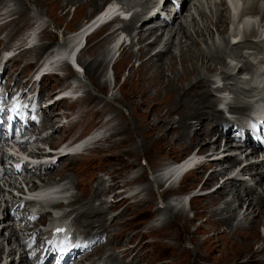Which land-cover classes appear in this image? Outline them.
Instances as JSON below:
<instances>
[{
	"label": "rangeland",
	"instance_id": "rangeland-1",
	"mask_svg": "<svg viewBox=\"0 0 264 264\" xmlns=\"http://www.w3.org/2000/svg\"><path fill=\"white\" fill-rule=\"evenodd\" d=\"M103 1L0 0L2 9H5V16L1 20L3 25L0 26V52L5 48L13 49L15 57L12 60V74L18 73L19 69L23 68L20 74L23 73V76L27 77L31 67H36L41 60L42 52L48 43L51 41L54 45L59 44L66 34L75 31L88 20ZM121 2L124 7L133 8V12L139 9V6L134 8L136 0H121ZM258 6H264V2H260ZM224 8L223 0H194L188 4L182 16L171 26L172 29L178 24L185 27V33L173 37L174 47L170 48L172 54L152 57L144 69L137 68L139 59H143L145 54L141 55L138 52V56L136 46H127V53H120L117 60L113 61L114 53H103L112 37L104 34V28L95 31L91 34V39L88 38L86 41L85 49L76 56L78 85L74 91L69 90L70 95L74 94L76 97V101L65 99L54 106L53 113L57 123L52 130L55 132L49 141L45 139L37 142L41 148H45L46 142L49 145L50 143L58 145L61 141L71 142L87 131L103 126L106 121L111 124L113 135L107 141H100L80 156L63 159L46 173L45 180L54 178L55 181V178L64 177L71 187L81 180L79 189L82 191L81 188H86L88 197L86 199L78 197L80 201L75 203L72 209L80 212L88 206L91 209L96 208V211L102 213L104 225L115 217L113 225L107 228V233L112 236L109 240L113 250L118 254L125 249L131 251L132 264H263L264 262L260 260L264 258V238L259 232V225L253 228L251 236L254 237L249 241L252 231L250 228L254 226L253 224L244 225L243 229H240L245 234L241 237L239 234L230 233L228 226H223L219 222L216 225L203 221L204 215L208 212L222 208L221 203L212 207L215 201L209 203L207 199H196L189 210L185 209V213L181 215L174 214L175 218L172 220L169 218L171 222L164 224V227L161 226L160 221L155 223L147 221L154 218L157 212H163L164 207L170 208L165 202V194H167L165 185L162 182L157 185L160 180H152L150 174L194 149L195 141L198 143L203 140L201 138L203 133L199 131L195 133L193 140H189V134L194 133V128L195 130L198 128L194 115L198 114L197 116L200 117L206 111L204 116L207 117L209 114V117L201 130L213 126L217 129L216 124L212 126L209 122L214 112V102L206 99L207 106L202 107L200 104L196 107L198 101L191 102L190 95L206 91L212 98L209 92L211 83L207 84L204 79H212L214 76L224 78V74H229L227 62L231 60L226 61L225 58L230 56L223 50L227 36L234 31L230 28L237 27L232 24L227 26L226 22L227 32L219 35L213 23L219 13L227 17ZM253 18L248 19L252 26L247 33H251L250 30L254 31L251 28L260 16L256 15V18ZM33 25H36L37 30L40 31L39 45L16 54L18 50L15 48L22 47L20 35ZM121 25L125 30L131 28V23ZM262 26L264 30V22ZM168 28L165 29L163 38ZM124 34L128 35L127 32ZM132 40L134 42L135 39L131 38ZM124 41L126 44L128 39ZM169 42L170 39L165 44L168 46ZM95 44L97 45L92 48ZM162 45L164 42L156 50H160ZM149 48L148 46V50L152 49ZM233 53L232 48L231 57ZM147 58L146 55V60ZM212 69L213 71H210ZM55 71L57 76H47L42 80L41 86L47 94H51L53 90L59 92L67 90V86L71 84L67 78L75 76L74 71L64 64ZM191 85L196 87L191 89ZM176 95L184 110L173 109L172 103L177 101ZM187 108L193 111L188 109L186 112ZM176 110L181 111L176 112ZM185 121L190 126L194 125L193 129L189 126L186 138H184L186 126H182L183 122V125H186ZM173 123L176 126H173ZM33 145H31L32 150L36 151L37 145ZM203 179L204 176L198 172L189 174L176 188L182 191L195 187ZM120 185L124 187V194L128 198L130 193H138L136 204L130 201L115 204L116 196L113 198L110 196L119 191ZM236 186L239 189L243 183ZM253 188L255 189L253 192L260 194L261 189H264V180ZM226 199L231 200L229 194ZM245 205H240L236 220L231 219L228 222V224L233 223L231 229L235 222L247 219L245 216L247 213L243 214ZM231 207L236 208V205L232 204ZM263 207H259V210L261 211ZM171 210L176 211L172 207ZM226 216L227 214L224 218L228 219ZM215 219L217 218L213 220L216 221ZM259 219L260 217L257 220ZM73 228L80 231L76 223L73 224ZM258 248H263L262 254L257 257V261H250L252 252ZM101 252L103 251L99 250L97 255ZM259 252H256V255ZM232 259L234 260L231 262Z\"/></svg>",
	"mask_w": 264,
	"mask_h": 264
},
{
	"label": "bare ground",
	"instance_id": "bare-ground-1",
	"mask_svg": "<svg viewBox=\"0 0 264 264\" xmlns=\"http://www.w3.org/2000/svg\"><path fill=\"white\" fill-rule=\"evenodd\" d=\"M92 1H94V0H92ZM260 2H264V0H245L244 3H243V12L244 11H245V13L248 12L249 15L247 14V16H250V15H253V14L258 15V16H260L259 22H264V6H258V4ZM231 8L234 10L235 13H237L238 12V8H239V5L238 4H235V5L233 4V5H231ZM222 11H224V10H222ZM175 16L176 15H174V17ZM101 17L102 16H100L99 18H97L93 23H91L90 26H88V27H86L84 29H81L87 23V22H85V24L79 26L77 28V30L74 31V33L72 34L71 37H68V38L65 39V41L60 42L61 43L60 44L61 47H58L57 52L55 53L54 57L52 59H50L49 61H47L45 65L50 66L52 63H54L55 60L61 61L63 59H68L71 56L70 53H71L73 47L75 46L77 40L79 39V37H82L83 34L87 31V29H89L93 24H95L96 22H98ZM173 19H172V23H173ZM248 19H254V18L253 17H244V21H250ZM190 21H192V19ZM226 22H227V17H225L224 15H222L221 13H219L218 14V17L213 22L214 25H215V28H216V30H215L216 33H218L219 35H224L227 32V28L225 26ZM163 28H166V26H164ZM231 28H233V27H231ZM128 29L129 28H127V30ZM163 30L164 29H162L161 31H163ZM155 31L156 30L154 28H149L148 30H143V26H139L136 29V33L134 35V36H136V38H134L135 41L130 45V47L131 46H136V48H137L136 52L137 53L140 52L141 55L142 54H145L143 59L141 58L138 61V58H137V61H138L137 68L143 67V69H144L146 67V64L148 63V61L152 57L153 58H155V57H161L163 55H168L169 53H171L170 48L172 49L174 47V45L172 43L173 37L176 36V35H178V34L181 35L182 32L185 33V27L183 25H181V24H178L174 30L171 27V29L169 30V33L167 34V37L165 39L164 45H162V47H161V48L166 47V49H163V52H158V53L156 52L155 49L159 45H161V41H159V40H161L160 39L161 34L157 35L151 42H149V43L146 42L154 34ZM250 31H251V33H245L244 36L242 37L243 42H244V45L241 46V44H240L239 46L243 47V49L241 47H239V46H236L237 47L236 49L233 48L234 49L233 56H235L236 58H243L244 56H246L247 54L250 53L251 49L256 50L257 44H255V43L254 44H250V45L245 44L246 37H254L253 34L256 32V31H253V30H250ZM247 34H249V35H247ZM90 37H91V35H90ZM90 37H89V40L91 39ZM169 39H170V42H169V44L167 46V44H165V43H167L169 41ZM97 44H95L94 46H92V48L95 47ZM148 46H150V48L152 47V49L151 50H148ZM227 46H228V44H226V46L224 47V50H223L224 53H226L225 50L227 49ZM142 48H143V50H141ZM231 50L232 49H230V51ZM118 51H120L119 53H127L128 48L126 46H124V47L123 46H120L119 49H118ZM159 51H161V50H159ZM105 52L108 54L109 50L107 51L105 49V51L103 53H105ZM146 55L148 56L147 60H146ZM138 56H139V53H138ZM196 56H197V54H196ZM163 57H165V56H163ZM192 58H194L193 55H192ZM145 60H146V62H145ZM190 60H192V59H190ZM218 60H220V59H218ZM85 67L87 69L88 64L85 65ZM241 69H242V67L240 66L236 73H238ZM91 70H92V68H91ZM210 71H213V69L210 70ZM91 73H92V71H91ZM93 76H95V74H93ZM227 77H229V74H224V78L223 79H225ZM204 81L207 84L213 83L211 81V79H204ZM71 86L75 89V87L77 85H76L75 82H72L71 83ZM195 87H196V85H194L193 87L191 85V89L192 88H195ZM63 89H65V88H63ZM183 90H180V91H183ZM187 95H188V93H187ZM176 97H177V95H176ZM190 97H191V102H192V100L198 101V102H196L197 103L196 104V107H197V105H200V104H202V107H203V105H204V107L207 106L208 104L205 101L206 99L207 100L208 99L209 100L211 99V101L214 102V106H215V99L213 97H212L213 99L211 97H209L206 91H203L202 93L195 92L194 94L190 95ZM180 103L181 102H180L179 98L177 97V101L175 103H172L173 109H181L182 108V105ZM194 104H195V102H194ZM236 104H238V103L235 101L230 106L229 109H230L231 112H236L238 110ZM173 109H172V111H173ZM188 109L189 108H187V110H185V111L188 112ZM195 109L196 108H194V110ZM180 111H177L176 110V112H180ZM190 111H193V110H190ZM190 111H189V113H190ZM186 112H184V113H186ZM204 112L206 113V111H204ZM204 114L203 115L199 114V115H201L200 117L197 116L198 114L194 115V118L197 119L196 120V124H197V127L198 128L196 130L194 128V133H190L189 134L190 135L189 140L191 141V140H193V138H195V133L197 131H199L200 133H203L201 135V138L203 140H200V142H198V143H196V141H195L194 144H193V146H198L199 147L198 150H199V153H201V154L202 153L204 154V153H209V152H212V151H216L217 148H218L216 146L217 142L221 139V136L223 137L225 134H227L229 132V127H230V123L224 122L221 114L214 109V112H212V115L210 116L211 117L210 120H213V121H216L217 123H222L223 124V129L221 130V133L220 134L219 133H216L217 131L215 129V126H213V125H212L213 127L208 128L207 130L202 131L203 129L201 130V127H203V124H206L207 119H208L207 117H209V114L207 115V117L204 116ZM185 116H186V114H185ZM217 116H218V118H216ZM181 117H183V116H181ZM183 123H182V126H184V127L186 126V135H185V133H182V135H185L184 138H186L187 137V133L189 131V126L190 125L187 123V121H185L186 125H183ZM174 124L175 123H173V126H176ZM177 125L179 126V124H177ZM212 132H214V136H216V137H215L214 140L211 141L210 140V137H211L210 133H212ZM235 133H237V130H235ZM211 143L213 144V146H208ZM189 145H191V143H189ZM227 145H229V142H226L225 141L224 146H227ZM226 162L228 164L232 165L234 163V160H232V159H226ZM190 164H191V162L189 160H187V161H184L182 163L180 162L176 166H173V167H171V165H169V166L166 165V166H164L160 170L159 176H162L163 178H166V177H168V176H170L172 174H175V175L181 174V173H183L186 170V168ZM204 165L205 166L207 165V167H209V164H204ZM259 167H260V169H264V161H262V162H260V163H258L256 165L248 166V167L245 168V170L247 172H249V173H251V172L254 171V175L252 174V178L250 180L251 184H253L254 186L260 185V183H262V181L264 180V173L261 172V170L259 169ZM258 169H259V171H258ZM46 170H49V169H46ZM46 170H44V171H46ZM186 177H187V174H185L183 176V179L186 178ZM183 179L181 181H183ZM241 183L242 182H226V183H223V184H221L219 186L218 191L215 194H213L212 196H210V195H204L201 198L191 199L190 202H189V207L191 206V204H193L192 203L193 201H197L196 199H207V200H209V203H211L212 201H215V204L214 205H211L212 207H216L218 204L221 203V205H223V207L222 208H219L217 210H213L210 213L208 212L206 215H204V219L202 217L203 221L204 222H208V223H213V224H216V225H218V222H219L223 226H228V229L230 230V233L232 232L233 235L239 234V235H241V237L245 236V234L240 229H243L244 225H248L249 226L250 224H253L254 226L250 228V230H252V231L250 232V237L251 238L249 240V241H252L253 240V237H254V236H251L253 234V230H254L253 228L256 225H259L260 226L261 224H264V217H262V216H264V215H262V214H264V207L261 209V211L259 210V207L264 206V195H263L264 194V189H261V193L260 194H257L255 192H253V189H251L249 186H244L243 185L242 187H240L239 189H237V186L236 185L241 184ZM156 184L157 185L158 184H161V181H160V183L157 182ZM228 194L230 195V199L231 200H228L227 201L226 197H227ZM136 197L132 198L133 203H135V204L138 202L136 200ZM224 198H225V200H224ZM147 203H149V202H147ZM232 204H235L236 205V208H232L231 207ZM241 204L242 205L246 204L245 205V208L243 210V214L244 213H247V215H245L247 217V219H245V220H239L238 222H235V224L233 225L234 226L233 229H231L232 228L231 225L233 223L232 224H228V222L231 219L232 220H234V219L236 220L237 210L239 209V207H240ZM202 208L204 209V212H206L205 208L204 207H202ZM245 210H246V212H245ZM183 213H185V210L172 211L171 210V207L170 208L169 207H164L163 208V212H161V213L157 212L156 214H160L163 217L160 220V223H161V226L164 227V224L167 225L169 222H171L172 218L173 219L175 218V215L174 214L181 215ZM226 214L228 216V219H225L224 218V216ZM199 216H201V213H199ZM227 216H226V218H227ZM93 217H96V218H99L100 219L101 218V213L98 212V211H91L90 213H82V214H80L78 216V219H80V220L83 221L82 223H80V226L83 227V232H85L87 230V227L90 226L91 219ZM259 217H260V219L257 220ZM169 218H171V220ZM214 218H217V219H215L217 222L213 220ZM242 218L243 217H241V219ZM7 219H9V216L5 213V215L3 216V218L1 219V222H0V236L2 235V233H4L2 240H3V242H5L4 236H7L6 237V243L7 242L9 243L10 240H11V238L14 237V231L10 228L11 227L10 224L3 223V220H7ZM197 219H198V215H197ZM155 222H159V220L156 219L153 223H155ZM113 223H114V219L110 220L108 222V224H107V227L111 226ZM23 227H24V225H23ZM105 227L106 226L103 223L101 225L95 226L94 227L93 234H95V236H96V234H102ZM222 233L224 234V232H222ZM86 235L89 236L88 234H86ZM217 235H215V236H217ZM0 238H2V237H0ZM249 241H247V242H249ZM110 247H111V245L109 243H105V245L98 246L97 249L98 248H110ZM262 250H263V248H258L254 252H252V254L250 253L251 254L250 261H253V262L257 261V259H258L257 257L260 256L262 254V252H263ZM256 252H259V253H257L258 255H256ZM0 255H1V257H0V264L2 263V257H3V260H4V264H12V261L14 259L13 249L9 248L6 251V253L4 254V252H3V243H2L1 240H0ZM78 255H79V253L77 252V253H75L73 255V257H77ZM113 260H114V258H113ZM233 260L234 259H232L231 262ZM260 260L261 261H264V258H260ZM21 261H22V259L20 257L19 258V262H21ZM64 263L79 264L80 261L73 262L72 256L71 255H68L64 259ZM97 263H99V260L97 261ZM263 264H264V262H263Z\"/></svg>",
	"mask_w": 264,
	"mask_h": 264
}]
</instances>
